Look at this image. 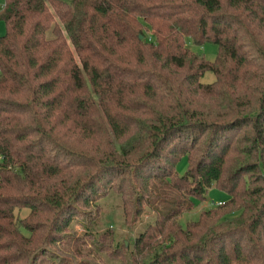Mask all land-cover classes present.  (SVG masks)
<instances>
[{
	"label": "trees",
	"instance_id": "16d2710c",
	"mask_svg": "<svg viewBox=\"0 0 264 264\" xmlns=\"http://www.w3.org/2000/svg\"><path fill=\"white\" fill-rule=\"evenodd\" d=\"M0 21V264H68L51 249L110 191L153 222L72 256L264 264V0H5ZM213 187L229 200L183 227Z\"/></svg>",
	"mask_w": 264,
	"mask_h": 264
},
{
	"label": "rangeland",
	"instance_id": "374dc122",
	"mask_svg": "<svg viewBox=\"0 0 264 264\" xmlns=\"http://www.w3.org/2000/svg\"><path fill=\"white\" fill-rule=\"evenodd\" d=\"M4 1L0 0V9L3 7ZM5 34L6 26L4 22L0 21V36H4ZM187 46L191 51L204 56L210 62L215 61L219 54V47L214 43L197 45L193 41L187 40ZM201 82L205 85L213 84L215 82V76L213 73L208 72L204 75ZM83 163L84 161L82 160L81 165ZM187 167V159H181L176 166L178 175L184 176L187 172ZM228 200L229 196L227 193L213 187L209 190L206 200H195L194 209L190 212H184L185 214L180 217L179 222L185 227L188 223L197 221L204 210L211 209ZM156 206L158 207V205ZM123 211V197L113 191H110L105 198L99 199L96 197L86 207L78 205L73 211V220L68 231L61 234L62 241L56 245L55 249H51V252L56 257L62 258L63 261L66 260L68 264H121L115 261L114 258H109L105 249H103L99 256H95L99 252L86 256H72L67 249L70 247L69 244H73L74 240L76 242L85 239L87 241V244H85L87 249H91L94 245L93 247L98 251L100 245H102L101 248H105L108 245L111 237L115 240L114 245L128 244L129 247H132L131 245L134 240L146 229V226L153 222L155 214L153 211L147 210L141 222L139 224L137 223L135 227H131L126 225ZM29 213L27 209L15 210L14 215L16 218L25 219Z\"/></svg>",
	"mask_w": 264,
	"mask_h": 264
}]
</instances>
